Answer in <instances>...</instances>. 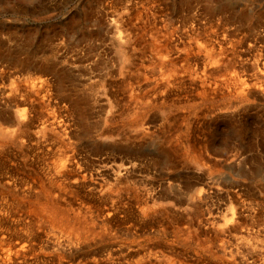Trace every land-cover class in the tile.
<instances>
[{"label": "bare ground", "instance_id": "bare-ground-1", "mask_svg": "<svg viewBox=\"0 0 264 264\" xmlns=\"http://www.w3.org/2000/svg\"><path fill=\"white\" fill-rule=\"evenodd\" d=\"M169 1L0 40V264H264V0Z\"/></svg>", "mask_w": 264, "mask_h": 264}, {"label": "rangeland", "instance_id": "rangeland-1", "mask_svg": "<svg viewBox=\"0 0 264 264\" xmlns=\"http://www.w3.org/2000/svg\"><path fill=\"white\" fill-rule=\"evenodd\" d=\"M87 1L88 0H0V40L5 42V47L15 48L17 46L14 45H17L16 44L17 42L20 43L23 42L22 37L28 31L31 32L33 44L38 45L44 49V47L45 48L47 47V44L44 43L46 41L45 36H47L46 32L49 31L53 32L54 30L59 31L61 29V25L63 24V22L65 21L68 15L80 16L84 13L85 10L88 9V7L91 4H93L92 6H90L91 8L93 7L92 8L93 10L95 9L94 11L91 9V13H93L92 15L96 16L97 14L98 16H100L102 13H100V10L98 9L99 8L98 4L102 3L105 5V16H109L111 10L117 9L116 7L119 6L120 3L124 4L127 0H123V2H119V0H101L100 3L98 4L97 1L95 3H92V0H89L88 2ZM128 1L130 2L132 1V3H136V4H139L141 2L142 4L145 3L147 5L158 3L159 6H161V8L164 9L163 12L171 11V3L169 0H128ZM196 8L199 9V6H197ZM89 16L91 15L89 14ZM101 16H104V13ZM92 20H86V22L83 24L85 29L93 30L96 28V22ZM104 31L105 29L103 28L100 34L103 33ZM68 39H71L70 34H67L66 31L63 30V32L60 33V35L58 36V39L54 41L56 42L59 41L61 42V45L63 44L66 46L68 44ZM97 41L98 39L97 40L90 39L87 41H83L81 42V46L82 47L85 46L87 48L93 46V44L95 45ZM102 41L108 44L107 38L103 39ZM105 48L106 46L103 45V49ZM219 132L220 131H218V134H220ZM261 136L262 137L259 136L260 138L258 139V143H256V145L254 144V147H250L249 145L250 141H247L245 137H243L244 141H242V143L239 144L237 143V140H235L234 138H232V136H230L226 139L228 151L224 153L226 154V157L229 158L231 154L233 156L234 151L240 153V150L245 152L251 148L253 157L247 159L248 160L247 170L251 171L252 168L255 167L257 169L258 174L254 177L252 181H248L247 184L243 186V191L241 193L244 196V198L254 199L257 202L260 201L264 202V191L259 188L260 183L264 180V140H263L264 135L262 134ZM217 138L215 139L217 140ZM101 150L100 152L99 151L97 152V155L101 156L103 154L101 157L110 155L112 153V150L109 149L104 148L102 151ZM145 151L148 153L150 149L146 148ZM92 155L91 156L94 158V154ZM145 155H144L145 158H149L148 157L149 154H145ZM144 156L141 157L142 158L141 160L145 159ZM95 157L97 156L95 155ZM216 157L219 160H221L219 168H223L222 158H225L224 155H219V156L217 155ZM90 159L91 158L89 155V157H87L86 160H90ZM226 172L222 174L223 177L222 176L220 177V180H222L220 182H222L223 184L227 183V181L229 180V178L226 176L227 175ZM258 191H260V193H257ZM216 198L219 199V200L217 199V202L219 203L221 202V204L223 205V203L225 202V200L223 202V196H217Z\"/></svg>", "mask_w": 264, "mask_h": 264}]
</instances>
